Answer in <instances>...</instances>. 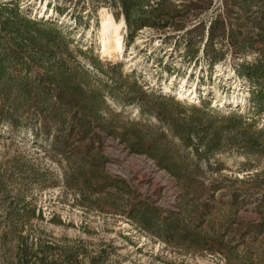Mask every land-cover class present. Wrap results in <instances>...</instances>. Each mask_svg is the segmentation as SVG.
<instances>
[{"label":"rangeland","instance_id":"rangeland-1","mask_svg":"<svg viewBox=\"0 0 264 264\" xmlns=\"http://www.w3.org/2000/svg\"><path fill=\"white\" fill-rule=\"evenodd\" d=\"M0 264H264V0H0Z\"/></svg>","mask_w":264,"mask_h":264},{"label":"bare ground","instance_id":"bare-ground-1","mask_svg":"<svg viewBox=\"0 0 264 264\" xmlns=\"http://www.w3.org/2000/svg\"><path fill=\"white\" fill-rule=\"evenodd\" d=\"M193 89H196L197 90L198 88H197V86H193ZM200 89L205 90L206 89V86L203 85ZM182 92H183V86L179 90H177V94L180 96ZM190 96L193 97L192 99H196V97H197L196 95H194V91H192V93L190 94ZM240 99L233 98L232 101H230V103H235V104H239L240 103V104H242V100H240ZM135 117H139V115H136Z\"/></svg>","mask_w":264,"mask_h":264},{"label":"trees","instance_id":"trees-1","mask_svg":"<svg viewBox=\"0 0 264 264\" xmlns=\"http://www.w3.org/2000/svg\"><path fill=\"white\" fill-rule=\"evenodd\" d=\"M126 20L128 21V18H126Z\"/></svg>","mask_w":264,"mask_h":264}]
</instances>
